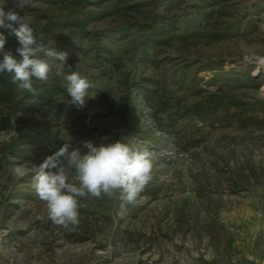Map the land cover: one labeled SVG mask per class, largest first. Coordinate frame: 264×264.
<instances>
[{
	"label": "rangeland",
	"instance_id": "1",
	"mask_svg": "<svg viewBox=\"0 0 264 264\" xmlns=\"http://www.w3.org/2000/svg\"><path fill=\"white\" fill-rule=\"evenodd\" d=\"M51 1L0 5L38 24L41 43L40 27L68 13ZM210 9L225 30L201 29L160 50L135 47L120 19L86 27L95 41L45 35L47 48L67 54L66 67L93 82L95 97L81 109L69 104L61 65L50 60L48 81L33 80L45 97L38 105L18 86L12 101L0 102V264H264V0H220ZM16 47V38L6 40V49ZM181 63L198 70L186 83L201 94L173 77ZM26 119L50 127L53 141ZM85 140L148 151L151 180L134 204L122 206L118 193L78 198V223L57 225L32 186L34 166L65 142Z\"/></svg>",
	"mask_w": 264,
	"mask_h": 264
},
{
	"label": "clouds",
	"instance_id": "2",
	"mask_svg": "<svg viewBox=\"0 0 264 264\" xmlns=\"http://www.w3.org/2000/svg\"><path fill=\"white\" fill-rule=\"evenodd\" d=\"M29 0H13L20 9ZM19 24L18 28L13 27ZM0 28L10 29L18 41L14 50L6 49V37L0 33V74H8L11 81L22 91L32 94L31 105H38L33 77L47 82L53 64L61 65L58 76H62L71 105L81 109L87 98H94L89 90L92 81L66 67L67 54L39 43L34 29L29 27L17 11L4 10L0 5ZM67 68V73L64 68ZM73 145L65 142L39 165L34 166L33 188L38 198L46 205L48 218L57 225H75L79 219L78 198L102 195L112 197L119 194L123 205L134 204L139 193L151 180L153 167L151 154L135 145L117 140L115 142L92 140ZM71 173H74L70 176Z\"/></svg>",
	"mask_w": 264,
	"mask_h": 264
},
{
	"label": "trees",
	"instance_id": "3",
	"mask_svg": "<svg viewBox=\"0 0 264 264\" xmlns=\"http://www.w3.org/2000/svg\"><path fill=\"white\" fill-rule=\"evenodd\" d=\"M199 1V2H198ZM192 0V3H185L184 0H52L51 4L58 5L60 11L67 10L68 13L62 11L58 15V20L53 24H47L40 27L38 34L42 40V44L46 34L54 32L68 31L77 39L88 38L95 41L98 33H91L85 30L86 27L97 23L106 18L120 19L123 22L121 33L136 34L135 47L153 48L160 50L168 46L174 39L180 40V43L186 44L188 39L196 36L201 29L225 30L221 28V23L213 17L214 3L220 0ZM92 8L94 11H87ZM29 27L37 28L38 24L29 23ZM180 32L175 33V31ZM226 32V31H225ZM130 33V34H131ZM6 40L16 38L10 32L6 35ZM214 39L224 37L221 33H213ZM99 41V40H98ZM192 63H181L176 65L174 69L175 80L184 83L194 81L196 70L192 71ZM34 81L41 80L32 78ZM254 82V79L248 78ZM10 89L8 93H0V102H10L12 98V87L18 86L12 83L8 74H0V85ZM225 86L221 87L223 89ZM187 88V87H186ZM190 94L196 96L202 93L201 89L190 83ZM36 97L39 101L45 98L42 94ZM32 99L33 96H30ZM17 104V103H16ZM16 109L17 106L15 105ZM215 108H207L206 112L213 113ZM24 125L28 126L31 131L43 137L50 143L53 141L54 133L46 124L26 119ZM5 121H0V127L4 126Z\"/></svg>",
	"mask_w": 264,
	"mask_h": 264
}]
</instances>
